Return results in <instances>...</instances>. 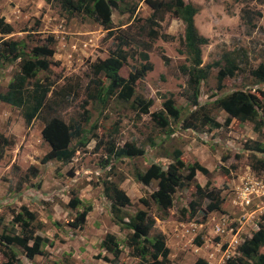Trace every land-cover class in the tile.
<instances>
[{"label":"rangeland","instance_id":"rangeland-1","mask_svg":"<svg viewBox=\"0 0 264 264\" xmlns=\"http://www.w3.org/2000/svg\"><path fill=\"white\" fill-rule=\"evenodd\" d=\"M185 1L197 7L195 25L199 33L209 39L202 49L203 64L221 60L223 51L244 53L239 62L241 71L234 77L224 78L220 88L216 82L218 68L211 69L207 79L200 84L197 104L188 96L191 89L180 71V65L186 61L185 54L178 51L182 47L184 24L171 13L164 14L159 31L173 39L159 37L150 41L146 35V19L152 10L144 0H119L120 6L130 4L135 6V11L130 14L112 10L114 31L110 37L105 36L106 31L92 18L83 14L68 16L47 0H0V16L14 28L11 34H0V41L17 40L23 51L28 52L35 43L48 35L54 36L55 53L51 58L54 64H50L47 71L39 70L34 79L50 85L54 91L66 84L72 85L74 93L66 101L55 96L60 102L58 111L63 119L68 122L70 117L86 111L89 121L84 127L89 129L95 123L97 128L93 132L98 139L112 137L116 146L132 141L145 149L142 158L110 159L103 146L96 148L98 139H91L89 133L86 146L76 151L69 163L50 161L41 164V156L50 149L41 134L42 113L27 127L20 108L0 101V131L14 139V145L7 149L0 163V217L3 219L0 232L3 225L11 221V211L26 205L36 214L34 225L42 224L36 232L51 241L43 246L46 256L28 259L22 249H17L15 253L21 264H111L109 260L113 254L101 246L106 233L115 234L121 248L116 264L137 263L138 258L131 255L128 246L130 230L117 223L102 182L107 177L114 181L124 178L120 187L131 199V204L122 208V216L127 221L131 214L142 208L139 198L155 188V183L145 186L137 182L133 177L135 168L143 170L151 162L166 165L172 161L174 149L182 151L180 159L185 166L198 162L208 173L196 171L189 187L176 192L167 216L156 207L150 211L155 218L153 233L165 235L170 249L169 264H193L198 257L207 259L210 264H225L227 258L238 254L237 248L232 247L234 239L241 243L245 238L255 236L263 221L264 196L252 195L251 203L246 206L241 204L240 192L247 181L264 183V169L251 167L252 155L264 161V152L247 148L253 141L264 144V125L257 131L254 123L232 119L224 126L227 114L217 107L215 99L235 90L255 91L258 102L264 99L258 92L264 89V82H258L249 72L264 61V1ZM245 9L250 14L261 12V17H254L256 27L253 29L243 18ZM121 31H126L132 42L125 47L129 56L119 71L123 77L141 62V49L135 44L141 40L151 43L148 54L153 68L135 85L137 94L152 100L148 114H140L131 109L130 104L114 101L113 97L104 106L87 96L86 88L92 77L89 65L109 55ZM162 55L168 58L167 62ZM18 71L19 59L0 63V93L6 91L8 82ZM100 78L105 85L108 83L103 76ZM169 97L174 100L179 117L170 119L169 126L161 128L150 114L162 109L163 101ZM84 101H88L87 104ZM203 113L223 125L219 128L200 125L195 117ZM189 122L196 128H186ZM106 159L109 164L104 166ZM30 165L38 168V174L25 179ZM196 183L222 190L221 210L210 213L205 220L198 215L190 221H182L180 210L188 208ZM74 192L82 202L71 208L68 202ZM89 204L92 209L86 216L84 228L78 229L76 214ZM216 225L221 227L220 232L216 231ZM230 229L232 234H229ZM1 261L5 258L0 251Z\"/></svg>","mask_w":264,"mask_h":264},{"label":"trees","instance_id":"trees-1","mask_svg":"<svg viewBox=\"0 0 264 264\" xmlns=\"http://www.w3.org/2000/svg\"><path fill=\"white\" fill-rule=\"evenodd\" d=\"M47 2L68 16L83 14L92 18L106 31V37L113 35L114 26L111 15L114 8L130 14L135 11V6L130 4L120 6L119 0H47ZM144 2L152 10L151 15L146 19L148 25L146 35L150 41L159 37L166 40L173 39L172 36L159 31V22L163 20L165 13H171L184 24V33L181 38L182 47L178 51L185 54L186 61L180 65V71L187 78L188 87L191 89V94L188 96L194 104H197L200 84L207 79L212 68H218L217 88H220L224 78L234 77L241 71L239 62L240 58L244 57L242 51H223L221 60L209 64L202 63V49L209 43V39L199 33L195 25L194 17L198 12L196 6L185 0H144ZM243 12L247 26L252 29L255 28L254 17L255 15L261 17V12L256 11L250 14L251 12L247 9ZM13 30V26L3 16H0V34L8 35ZM116 39L115 48L110 51L106 58L97 59L89 65L92 77L86 88L87 96L104 106L113 97L114 101L130 104V108L140 114H148L152 100L137 94L135 85L144 79L153 68L148 54L151 43L141 40L139 44H135L136 48L141 49L139 53L141 62L127 77H123L119 71L129 56L125 47L132 42L126 31H121V35L116 36ZM55 43L54 36L48 35L44 40L35 43L28 52H24L21 43L17 40L1 39L0 41V63L5 60L13 62L19 59V71L8 82L6 91L0 93V101L20 108L27 127H30L33 120L42 113L44 126L41 134L42 138L49 144L50 149L41 156V164L50 161L67 164L76 151L86 146L89 133L91 139H98L97 134L93 132L97 128L95 123L90 125L89 129L84 127L89 121L85 109V113L82 112L70 117L68 122L63 119L58 111L60 102L55 96L66 101L74 93L72 85L66 84L54 91L50 85L42 84L34 79L39 70H49L50 64L54 62L51 58L55 53ZM162 58L165 62L168 61L166 56L162 55ZM249 72L258 82H264V61L250 69ZM100 76L107 79L106 85ZM258 92L264 97V89ZM257 98L255 91L235 90L215 99L217 107L227 114L224 126L229 125L232 119H236L240 122L254 123L255 130L259 131L264 125V99L258 102ZM87 102L84 101V104ZM162 105V109L152 112L150 115L158 127L166 128L170 124V119L179 117V110L171 97L165 99ZM200 108L202 109V106ZM195 119L200 122V125L208 124L212 128H219L223 125L204 113ZM185 127L196 128V125L189 122ZM96 144V148L104 147V151L110 159L120 160L122 157H126L131 160L142 158L145 155V149L138 147L132 141L116 146L111 137L106 140L100 138ZM13 145L14 139L7 137L0 131V163L7 149ZM247 148L254 152H264V144L260 141H253ZM181 155L180 149H174L171 154L172 161L166 165L151 162L143 170L135 168L134 179L145 186L155 183V188L149 194L139 198L142 208L131 214L127 221L122 216V208L130 205L131 199L120 187L124 178L120 177V180L114 181L107 177L102 182L104 195L111 201V209L117 218V223L130 230L127 241L131 255L138 258V262L135 264H169L170 249L166 245L165 235L161 232L153 233L155 218L150 214V211L152 207H156L164 216H167L168 210L173 207L176 192L179 189L189 187L196 171L203 174L208 173L207 168L198 162L185 166L180 159ZM107 164H109L108 159L104 160L103 165ZM251 167L254 170L264 169V161L252 155ZM112 168L113 165L109 167V170ZM37 174L38 168L35 165H30L28 173L24 177L28 179L30 175L37 176ZM221 192L220 188L209 187V184L201 186L196 183L188 208L183 207L180 210L181 220L190 221L198 215L205 220L210 213L220 211L223 203ZM81 202V199L74 192L68 205L75 208ZM91 209L92 206L89 204L77 212L75 224L78 229L84 228L86 216ZM11 215V221L7 225H3L0 232V251L5 258V261H1L0 264H21V259L15 253L17 249H22L24 256L28 259H33L36 255L46 256L47 251L43 246L51 244V241L36 232L42 224L38 222L34 225L35 212L26 205H21L18 211L12 210ZM262 220L255 236L245 238L237 247L238 254L227 258L225 264H264V215ZM2 222L3 219L0 217V225ZM197 243L200 244L198 240ZM101 246L113 254V258L109 262L116 264L121 253L116 235L106 233L101 241ZM193 264L209 263L204 258L198 257Z\"/></svg>","mask_w":264,"mask_h":264},{"label":"built area","instance_id":"built-area-1","mask_svg":"<svg viewBox=\"0 0 264 264\" xmlns=\"http://www.w3.org/2000/svg\"><path fill=\"white\" fill-rule=\"evenodd\" d=\"M252 195L262 197L264 196V183L262 181H247L243 185L240 197L242 198L241 204H245L248 206L251 203ZM216 231L220 232L221 227L219 225H216ZM229 234H232V229H230ZM234 248L237 247V244H239V241L235 240ZM210 264V263H209Z\"/></svg>","mask_w":264,"mask_h":264},{"label":"clouds","instance_id":"clouds-1","mask_svg":"<svg viewBox=\"0 0 264 264\" xmlns=\"http://www.w3.org/2000/svg\"><path fill=\"white\" fill-rule=\"evenodd\" d=\"M258 229H259V227H258ZM258 229H257V230H258ZM243 241H244V240H243ZM243 241H242V242H243ZM242 242H241V243H242ZM241 243H239V245H240ZM239 245H238V246H239ZM236 248H237V247H236Z\"/></svg>","mask_w":264,"mask_h":264},{"label":"crops","instance_id":"crops-1","mask_svg":"<svg viewBox=\"0 0 264 264\" xmlns=\"http://www.w3.org/2000/svg\"><path fill=\"white\" fill-rule=\"evenodd\" d=\"M260 225V224H259ZM259 227V226H258ZM201 258H203V257H201ZM205 259V258H204ZM206 261H207V259H205ZM208 262V261H207ZM209 263V262H208Z\"/></svg>","mask_w":264,"mask_h":264}]
</instances>
